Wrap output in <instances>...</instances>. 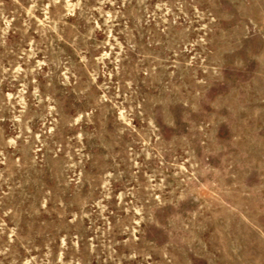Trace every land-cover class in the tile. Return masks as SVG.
Masks as SVG:
<instances>
[{
    "label": "rangeland",
    "instance_id": "rangeland-1",
    "mask_svg": "<svg viewBox=\"0 0 264 264\" xmlns=\"http://www.w3.org/2000/svg\"><path fill=\"white\" fill-rule=\"evenodd\" d=\"M0 264H264V0H0Z\"/></svg>",
    "mask_w": 264,
    "mask_h": 264
}]
</instances>
